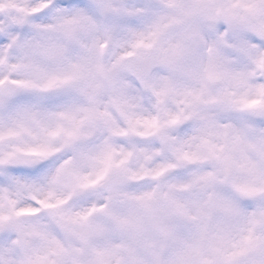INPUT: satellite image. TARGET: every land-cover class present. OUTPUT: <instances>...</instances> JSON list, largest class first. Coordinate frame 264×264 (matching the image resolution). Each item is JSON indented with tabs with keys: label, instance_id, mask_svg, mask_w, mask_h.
I'll return each instance as SVG.
<instances>
[{
	"label": "snow or ice",
	"instance_id": "snow-or-ice-1",
	"mask_svg": "<svg viewBox=\"0 0 264 264\" xmlns=\"http://www.w3.org/2000/svg\"><path fill=\"white\" fill-rule=\"evenodd\" d=\"M0 264H264V0H0Z\"/></svg>",
	"mask_w": 264,
	"mask_h": 264
}]
</instances>
